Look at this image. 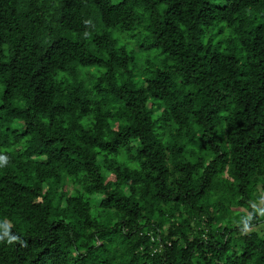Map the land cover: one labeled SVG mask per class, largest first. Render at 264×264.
Masks as SVG:
<instances>
[{
    "label": "trees",
    "instance_id": "16d2710c",
    "mask_svg": "<svg viewBox=\"0 0 264 264\" xmlns=\"http://www.w3.org/2000/svg\"><path fill=\"white\" fill-rule=\"evenodd\" d=\"M264 0H0V264H264Z\"/></svg>",
    "mask_w": 264,
    "mask_h": 264
},
{
    "label": "clouds",
    "instance_id": "9594fccd",
    "mask_svg": "<svg viewBox=\"0 0 264 264\" xmlns=\"http://www.w3.org/2000/svg\"><path fill=\"white\" fill-rule=\"evenodd\" d=\"M5 237H7V242L9 244H11V243H13L19 239V237L11 235L6 227H5L4 235L0 236V241H3L5 239Z\"/></svg>",
    "mask_w": 264,
    "mask_h": 264
},
{
    "label": "rangeland",
    "instance_id": "374dc122",
    "mask_svg": "<svg viewBox=\"0 0 264 264\" xmlns=\"http://www.w3.org/2000/svg\"><path fill=\"white\" fill-rule=\"evenodd\" d=\"M214 1H223V0H214ZM260 205H264V198L262 199V201L260 202Z\"/></svg>",
    "mask_w": 264,
    "mask_h": 264
}]
</instances>
